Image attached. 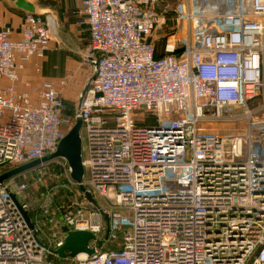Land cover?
Instances as JSON below:
<instances>
[{
  "label": "built area",
  "instance_id": "obj_1",
  "mask_svg": "<svg viewBox=\"0 0 264 264\" xmlns=\"http://www.w3.org/2000/svg\"><path fill=\"white\" fill-rule=\"evenodd\" d=\"M175 1H82L96 72L74 118L51 81L36 102L15 85L26 61L42 69L45 17L27 11L18 39L0 28V174L55 152L78 117L86 142L80 183L64 157L0 183V264H264V0ZM216 120L246 127L203 126ZM70 184L56 209L19 196ZM64 227L95 251L60 256Z\"/></svg>",
  "mask_w": 264,
  "mask_h": 264
},
{
  "label": "crops",
  "instance_id": "obj_2",
  "mask_svg": "<svg viewBox=\"0 0 264 264\" xmlns=\"http://www.w3.org/2000/svg\"><path fill=\"white\" fill-rule=\"evenodd\" d=\"M27 1L35 7V13L55 16L59 27L52 34L50 47L43 61L42 69L40 71L35 69L34 59L26 61L25 67L20 71V77L16 81V88L19 91H26L31 100L36 102L38 99V86L44 80L51 81L65 100L64 114L70 118H74L80 100L96 72V65L93 62L96 53L90 51L88 24L86 22L81 23V20L73 14V11L81 5L83 0ZM26 12L18 8L12 0H0V28L3 26L9 27L12 31V37L15 39L20 38L22 36ZM59 16L60 21L58 19ZM61 25L62 27H60ZM84 27L88 29V53L94 54V56L87 57L88 66L84 61L71 59L68 56H73L74 53L79 52L78 40L85 36L82 33ZM90 68L92 69V75L89 76L88 70ZM60 80H67V84L61 85ZM1 82L6 84L8 81L3 78Z\"/></svg>",
  "mask_w": 264,
  "mask_h": 264
},
{
  "label": "water",
  "instance_id": "obj_3",
  "mask_svg": "<svg viewBox=\"0 0 264 264\" xmlns=\"http://www.w3.org/2000/svg\"><path fill=\"white\" fill-rule=\"evenodd\" d=\"M12 1L15 2L18 8L35 13V7L27 0ZM82 124V119L78 117L74 125L68 130L66 135L59 142L58 148L55 152L47 154L41 158L34 159L28 163L15 166L1 173L0 183L16 175L35 169L41 164L50 162L58 157H64L67 159L68 163L72 167V178L76 182L80 183L85 171L83 166V140L81 137ZM80 190L85 194L89 201L96 203L92 193L81 184ZM25 216L29 224L32 226L30 217L26 212ZM105 219L108 221V214H105ZM63 230L66 231L67 234L64 239V244L57 249V253L60 256H64L63 253L65 251L73 252L72 255H75L79 252H88L89 254H92L95 251V248L90 246V241L96 239V235L94 233L82 230H68L67 227H64ZM108 233L109 228L107 229L106 237ZM102 245L103 240H99L97 246L101 247Z\"/></svg>",
  "mask_w": 264,
  "mask_h": 264
},
{
  "label": "rangeland",
  "instance_id": "obj_4",
  "mask_svg": "<svg viewBox=\"0 0 264 264\" xmlns=\"http://www.w3.org/2000/svg\"><path fill=\"white\" fill-rule=\"evenodd\" d=\"M167 2H170L173 5L174 2H176V1L175 0H161V2L159 3V7L162 8L163 7V3H167ZM73 14L75 16H77L79 18V20H81L80 21L81 23H84V16L79 13L78 8L73 11ZM43 16L45 17V20H46V22L48 24V27H49L51 33L54 34V32H56L58 27H59L58 20H56L57 18H55V16H48V15H43ZM61 17H62V15H61ZM58 19L60 21V16L58 17ZM60 27H62V25ZM82 31H83L82 33L85 36H83V38L78 40L79 52H76V54L74 53V55H73L74 57L72 55L71 56L68 55V56L71 57V59L80 60L82 62L84 61L85 64L88 66L89 63L87 62L88 61L87 57L88 56H94V54H89L88 53V45H87V43H88V29H87V27H84ZM155 38H156V44H157V48H158V54H161L162 51H163L164 37H162L161 33L158 31L155 34ZM46 56H47V54H46ZM45 58H44V60H45ZM95 61H96V57H95V59L93 61L95 63V65H96ZM88 74H89V76L92 75V69L91 68L88 70ZM74 123H75V120L72 121L70 127H72L74 125ZM203 126L205 128L210 129V131H213L215 133L231 134V133H236V132H239V131H243L245 129V127H246V123H244L241 120H229V121H224V120H222V121L218 120L217 121L216 120V121H211V122H205L203 124ZM81 131H82V134L84 135V131L83 130H81ZM85 145H86V142L84 141L83 149H85ZM14 179H15L14 181L20 182V183L22 181H24V177L23 176H19V177H16ZM28 180L32 181L33 179L31 177H29ZM66 185H68V183ZM69 186H70L72 191H70L66 187L59 186V187L55 188V190H53L51 192H48V191H42L44 188H41V189H38V190H34L33 186L31 185V187H28L27 190H25L24 192L19 194V196H20V198L22 200L28 202L29 206H30V203H32V201L34 202V200H37L38 204L36 203V205H35L36 206L35 208H37V207H39L41 202H43L47 197L53 201L55 193L60 192V191H62V192L65 191V192L69 193L70 197H71L70 201L73 200L74 199V193L76 192V186H73L71 184ZM61 193H58L57 195L62 197L63 194H61ZM72 254H73V252H70V251H65L63 253L64 256L72 255Z\"/></svg>",
  "mask_w": 264,
  "mask_h": 264
},
{
  "label": "trees",
  "instance_id": "obj_5",
  "mask_svg": "<svg viewBox=\"0 0 264 264\" xmlns=\"http://www.w3.org/2000/svg\"><path fill=\"white\" fill-rule=\"evenodd\" d=\"M157 56H161L162 55V53L161 54H158V51H157V54H156ZM146 123H148V124H152L153 123V120H148ZM5 172V171H4ZM16 177H19V176H16ZM15 177V178H16ZM62 191H60V192H57V193H55V195H54V200H53V208L54 209H56L58 206H60V205H64V204H66V203H69L70 202V194L69 193H67V192H65V191H63L62 193H61ZM58 193H61V194H63L62 195V197H60L59 195H57ZM32 201V200H31ZM36 203H37V200H34V202L32 201V203H30V214L32 213V210H35L36 208ZM38 204V203H37ZM56 211V210H55ZM56 214L57 215H59L58 214V212H56ZM117 241L118 240H115V241H107L106 243H104V245H103V247H102V249L103 250H110V249H115V248H117L118 247V245H117Z\"/></svg>",
  "mask_w": 264,
  "mask_h": 264
}]
</instances>
